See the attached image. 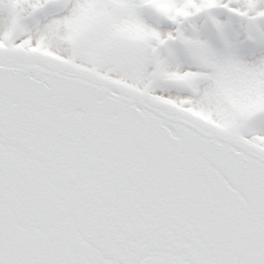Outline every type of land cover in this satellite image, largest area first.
I'll use <instances>...</instances> for the list:
<instances>
[{
    "label": "snow or ice",
    "instance_id": "snow-or-ice-1",
    "mask_svg": "<svg viewBox=\"0 0 264 264\" xmlns=\"http://www.w3.org/2000/svg\"><path fill=\"white\" fill-rule=\"evenodd\" d=\"M0 264H264V0H0Z\"/></svg>",
    "mask_w": 264,
    "mask_h": 264
}]
</instances>
